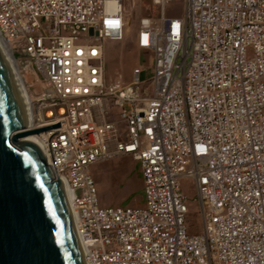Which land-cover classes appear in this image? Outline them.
<instances>
[{"label":"built area","instance_id":"built-area-1","mask_svg":"<svg viewBox=\"0 0 264 264\" xmlns=\"http://www.w3.org/2000/svg\"><path fill=\"white\" fill-rule=\"evenodd\" d=\"M130 8L151 56L126 84L105 43ZM0 38L30 130L61 123L35 136L87 264H264V0H0ZM126 155L144 204L103 206L91 168Z\"/></svg>","mask_w":264,"mask_h":264},{"label":"water","instance_id":"water-1","mask_svg":"<svg viewBox=\"0 0 264 264\" xmlns=\"http://www.w3.org/2000/svg\"><path fill=\"white\" fill-rule=\"evenodd\" d=\"M18 79L0 48V264H87L58 179L29 136Z\"/></svg>","mask_w":264,"mask_h":264},{"label":"rangeland","instance_id":"rangeland-1","mask_svg":"<svg viewBox=\"0 0 264 264\" xmlns=\"http://www.w3.org/2000/svg\"><path fill=\"white\" fill-rule=\"evenodd\" d=\"M147 1L143 15H157L158 10L149 9ZM179 5L176 4V7ZM178 11V10H177ZM172 12L171 14H176ZM179 13V12H178ZM138 13L132 8L128 12V30L122 41L105 43L107 60V78L113 80L117 73L124 75V81H133L135 68L143 66L150 69V52L140 50L135 42L138 25ZM99 189L100 202L103 206H134L144 204V181L140 164L131 156H122L111 161L95 164L91 168ZM191 234H197L198 217L191 215Z\"/></svg>","mask_w":264,"mask_h":264},{"label":"bare ground","instance_id":"bare-ground-1","mask_svg":"<svg viewBox=\"0 0 264 264\" xmlns=\"http://www.w3.org/2000/svg\"><path fill=\"white\" fill-rule=\"evenodd\" d=\"M0 48H1L5 58L7 59L8 63L10 64V66H11V68H12V70H13L15 76H16V78L18 79L19 85L21 87L23 96H24L26 104H27L28 113H29L28 129H30L32 127V123H31V119H30V103H29V99H28V97L25 94V89H24V87L22 85V82H21V80H20V78H19V76L17 74V68H16L14 60L12 58V54H11L10 50L8 49V47L2 42L1 38H0ZM25 140L35 144L40 149V151H42L35 135L34 136H29ZM64 188H65L64 198H65L69 213H70V215L72 217V221H73V223L75 225V213H74V208H73V205H72V201H71V198H70V195H69V192H68V189H67L66 185H64Z\"/></svg>","mask_w":264,"mask_h":264}]
</instances>
